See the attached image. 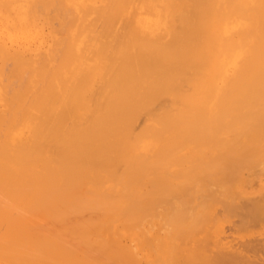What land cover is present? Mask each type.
Instances as JSON below:
<instances>
[{
	"label": "bare ground",
	"instance_id": "6f19581e",
	"mask_svg": "<svg viewBox=\"0 0 264 264\" xmlns=\"http://www.w3.org/2000/svg\"><path fill=\"white\" fill-rule=\"evenodd\" d=\"M226 216L264 222V0H0V264H264Z\"/></svg>",
	"mask_w": 264,
	"mask_h": 264
},
{
	"label": "rangeland",
	"instance_id": "374dc122",
	"mask_svg": "<svg viewBox=\"0 0 264 264\" xmlns=\"http://www.w3.org/2000/svg\"><path fill=\"white\" fill-rule=\"evenodd\" d=\"M254 182H255V181H254ZM253 196H254V195H253ZM253 196H252V197H253ZM250 197H251V196H250ZM219 210H221V212H223L222 209H221L220 207H219ZM218 212L221 213L220 211H218ZM223 215L225 216V214H223ZM224 216H223V217H224ZM236 216H237V215H236ZM221 218H222V217H221ZM225 218H226L225 221H226V220H228V221L231 220V221H229V223H228V222H225V221L223 220L224 218H222V220H220V221H224V222H221V225L219 224L220 226H218L219 229L222 230V231H221V230H218V231L220 232L221 235H222V234L224 235V238H223V236H220L222 239H228V238L230 239L231 237L234 238L233 236H235L236 234H237L236 236L238 237V240H237V237L235 236L236 238H234V239H235L234 242L239 241V240H247V238H250V237H251L250 239H252L253 237L257 238V237H260L259 232H262L261 230H264V228H263V227H264V226H263V225H264V224H263L264 222L261 223V224L258 223V222H256V223H255V222H253V223L251 222V223H248L249 225H247V228L244 229L245 231H243V229H242V230H240V231H234V232H233L232 230H235V229H234L235 227L233 228V226H234L233 224H234V223H235V224L237 223L236 220H238V224H237L236 228H239V219H236L235 216H234V218H233V217H230V216H229V217L226 216ZM227 218H231V219H227ZM233 220H235L234 223H233ZM220 221H219V222H220ZM262 221H263V220H262ZM262 221H260V222H262ZM225 223L228 224V225H226ZM231 223H232V225H233L232 227H230V226H231ZM257 223H258V224H257ZM222 224H223V225H222ZM254 224H257V225L254 226ZM251 225H252V226H251ZM249 226H250L251 228H252V227H253V228L250 230V229H249V228H250ZM259 226H260L261 229L258 228ZM223 227H224V228H223ZM248 227H249V228H248ZM254 227H255V228L257 227V230H258V231L255 230V232H253V231H254L253 229H255ZM229 228H230V229H229ZM231 229H232V230H231ZM239 229H240V228H239ZM239 229H238V230H239ZM248 229H249V230H248ZM236 230H237V229H236ZM246 230H247V231H246ZM237 232H238L239 234H238ZM240 232H241V233H240ZM242 232H243V234H242ZM229 233H230V234H229ZM232 233H234V234H232ZM242 235H244V236H242ZM254 235H255V236H254ZM225 236H228V237L225 238ZM234 239H233V240H234ZM129 243L132 245V242H131L130 240H129ZM132 246H133V245H132ZM262 256H264V255H262Z\"/></svg>",
	"mask_w": 264,
	"mask_h": 264
}]
</instances>
